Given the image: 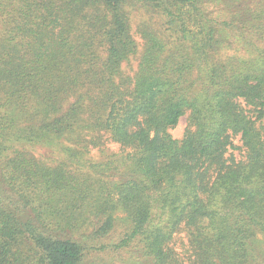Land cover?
<instances>
[{
  "label": "trees",
  "instance_id": "obj_1",
  "mask_svg": "<svg viewBox=\"0 0 264 264\" xmlns=\"http://www.w3.org/2000/svg\"><path fill=\"white\" fill-rule=\"evenodd\" d=\"M0 264H264V0H0Z\"/></svg>",
  "mask_w": 264,
  "mask_h": 264
},
{
  "label": "rangeland",
  "instance_id": "obj_2",
  "mask_svg": "<svg viewBox=\"0 0 264 264\" xmlns=\"http://www.w3.org/2000/svg\"><path fill=\"white\" fill-rule=\"evenodd\" d=\"M132 27H133L132 32L134 33V36L139 44V54H141L143 50V40L141 39L140 35L136 32L137 25L134 24ZM138 64H139V55L132 58L129 62L125 63L123 65L122 70L126 75L133 76L138 69ZM187 128H188V116H185L180 120V123L176 128L170 130V134L172 135L174 139L181 140L184 138ZM43 150L39 149L37 154L44 155L46 153V150L45 151ZM128 153H130L129 150L123 149L120 145L108 140L104 148V152L94 150L91 153L90 159H91V163H99L105 160L106 157L109 155H113V154L127 155ZM114 217L116 219L117 234L121 235L129 227L130 220L127 214L124 213L123 211H116V213L114 214Z\"/></svg>",
  "mask_w": 264,
  "mask_h": 264
}]
</instances>
